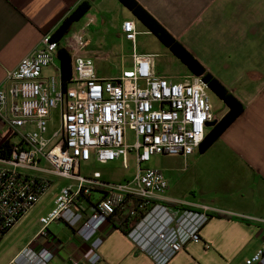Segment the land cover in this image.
Segmentation results:
<instances>
[{
    "label": "built area",
    "instance_id": "obj_1",
    "mask_svg": "<svg viewBox=\"0 0 264 264\" xmlns=\"http://www.w3.org/2000/svg\"><path fill=\"white\" fill-rule=\"evenodd\" d=\"M122 31L132 43V66L118 76L99 78L94 62L80 55L83 30L63 40L72 67L66 88L57 61L59 43L52 33L43 35L39 47L6 72L0 121L8 124L19 143L8 158L0 157V238L40 201L51 185L50 176L76 182L59 190L54 207L39 219L38 234L8 264H50L55 258L47 246L52 222H64L88 245L83 260L67 264H99L104 241L100 228L118 210L132 223L126 236L154 264H168L192 243L208 247L201 230L215 209L168 200L164 194L169 180L162 170L141 164L153 155L186 157L199 149L207 123L213 120L209 87L202 75L191 74L181 82L158 75L156 55L136 50L134 21H124ZM49 66L58 71V79L44 75ZM56 109L61 126L47 136ZM129 130L133 143L128 141ZM131 153L137 162L131 180L109 183L100 172L80 174V164L91 159L106 164L121 158L126 167ZM96 190H101L98 201L84 209L83 200ZM245 264H264V239Z\"/></svg>",
    "mask_w": 264,
    "mask_h": 264
},
{
    "label": "crops",
    "instance_id": "obj_2",
    "mask_svg": "<svg viewBox=\"0 0 264 264\" xmlns=\"http://www.w3.org/2000/svg\"><path fill=\"white\" fill-rule=\"evenodd\" d=\"M82 1L90 3V10L70 32L83 30L85 44L80 55L92 61H105L103 52H119L123 57L127 48H131L132 54V43L124 38L122 31V24L127 20L134 21L138 32L137 52L157 55L148 52L147 47L155 46L154 34L119 0H0V88L6 86V72L34 52L42 36L53 33ZM136 1L244 105L239 117L207 150L198 149L186 157L173 155L180 159L176 174L184 189L183 193H177L168 186L164 196L172 202L207 204L215 212L201 230L208 247L201 243L189 244L168 264H245L264 239L261 220L264 218V0ZM122 62L121 59L119 74L127 69ZM153 63L156 73L171 81L181 82L192 74H159L155 58ZM95 69L101 79L119 75L107 76ZM220 118L213 115V120ZM6 141L16 145L19 138L8 124L0 121V145ZM96 163L99 164L95 159L84 162L86 166ZM93 172L100 171L95 168L84 176L89 177ZM101 176L109 182L102 173ZM62 179L76 184L73 179ZM182 194L185 197H180ZM100 195L101 190L92 191L83 200L87 207L84 209L90 210L89 206ZM59 223L64 222L51 224L59 227ZM65 226L67 230L60 231V235L48 229L47 246L55 254L50 264L83 260L88 253V245ZM100 233L104 241L99 264H154L114 227L112 220L101 226ZM23 247L25 244L0 264H8Z\"/></svg>",
    "mask_w": 264,
    "mask_h": 264
},
{
    "label": "rangeland",
    "instance_id": "obj_3",
    "mask_svg": "<svg viewBox=\"0 0 264 264\" xmlns=\"http://www.w3.org/2000/svg\"><path fill=\"white\" fill-rule=\"evenodd\" d=\"M81 22L82 19L75 22L71 31H73ZM152 38L155 40V46L147 47H149L148 52L157 53L155 56V62L159 74L175 73L180 75L183 73H190L188 67L179 58L172 54L155 35H152ZM103 55H106L105 61L93 60L95 67L100 69V73L103 75L114 76L119 74L121 69L119 63L121 59L125 68L128 69L132 66L131 48H127L126 52L123 54L125 56L123 57L120 56L121 54L119 52H103ZM43 73L45 76L54 75L57 79L59 77L58 71L53 66L45 68ZM69 87H73V84H70ZM208 95L212 115L216 116V118H220L226 111V104L210 89H208ZM50 119L51 122L49 123L48 132L46 133L47 136H51V134L61 126L59 109L52 111ZM128 141L129 143L135 141L133 133L130 130L128 131ZM141 166L142 168H157L162 170L165 177L171 180L169 187L172 191L183 193L184 185L182 180L179 179V176L176 174V168L180 166V159L177 156L153 155L151 156L150 161L143 162ZM95 168L98 169L106 179H109V183H118L133 179L137 170V162L135 161V154L131 153L128 156V165L126 167H123L121 158L106 164L96 163L94 166H86L84 163H81L80 174H89ZM50 181L51 185L41 197L40 201L32 206L31 209L0 240V262L8 261L20 247L24 244L26 245L27 241L41 228L42 225L39 223L40 217L45 214L47 215L48 211H51L54 207V199L57 196L58 191L63 186L72 183V181L56 176H50ZM180 197L185 196L182 194ZM58 226L59 227H57L56 224H51L48 229L52 233L58 235H60L62 231L67 230L64 223H59Z\"/></svg>",
    "mask_w": 264,
    "mask_h": 264
},
{
    "label": "trees",
    "instance_id": "obj_4",
    "mask_svg": "<svg viewBox=\"0 0 264 264\" xmlns=\"http://www.w3.org/2000/svg\"><path fill=\"white\" fill-rule=\"evenodd\" d=\"M120 3L128 8L137 19L146 27L148 31L154 34L177 58H179L194 75H202L210 90L226 104V113L210 126L204 140L199 146V150H207L225 131V129L237 118L244 110L243 103L225 86L212 75L201 62L193 56L175 37H173L140 3L136 0H119ZM90 3L82 1L65 16L52 33V39L59 43L57 61L60 67V77L62 87L70 83L72 76L71 55L63 45V40L71 32L73 24L83 18L90 10ZM13 144L6 141L0 145V157L8 158L11 154ZM88 198V197H87ZM86 198V199H87ZM114 227L120 229L125 235L130 230L132 223L128 219V214L122 215L120 210L110 218ZM2 238H0L1 240Z\"/></svg>",
    "mask_w": 264,
    "mask_h": 264
},
{
    "label": "water",
    "instance_id": "obj_5",
    "mask_svg": "<svg viewBox=\"0 0 264 264\" xmlns=\"http://www.w3.org/2000/svg\"><path fill=\"white\" fill-rule=\"evenodd\" d=\"M216 122H217V120H213V121L207 123V127L214 125Z\"/></svg>",
    "mask_w": 264,
    "mask_h": 264
}]
</instances>
